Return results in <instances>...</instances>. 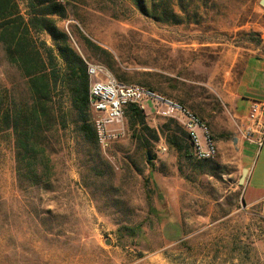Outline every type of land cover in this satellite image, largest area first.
I'll use <instances>...</instances> for the list:
<instances>
[{
  "label": "rangeland",
  "instance_id": "1",
  "mask_svg": "<svg viewBox=\"0 0 264 264\" xmlns=\"http://www.w3.org/2000/svg\"><path fill=\"white\" fill-rule=\"evenodd\" d=\"M15 1L25 13L27 0ZM259 2L194 0L189 13L196 8L197 17L181 25L145 18L127 0H81L66 8L57 27L88 65L180 104L222 147L209 162L176 153L162 131L167 125L185 132L181 124L144 103V123L157 141L138 143L124 109L107 126L121 135L105 149L98 141L97 151L75 144L66 132L54 157L53 190L45 192L18 187L12 141L1 137L0 264H264V218L242 201L230 146L242 119L224 102L244 61L263 53ZM20 83L0 48V87ZM89 109L95 127L100 115ZM147 154L155 157L151 166ZM121 227L139 233L129 238L117 232Z\"/></svg>",
  "mask_w": 264,
  "mask_h": 264
},
{
  "label": "trees",
  "instance_id": "2",
  "mask_svg": "<svg viewBox=\"0 0 264 264\" xmlns=\"http://www.w3.org/2000/svg\"><path fill=\"white\" fill-rule=\"evenodd\" d=\"M127 1L142 16L162 25H181L182 20L197 17L196 8L189 13L194 0ZM80 2L27 0L22 13L15 0H0V48L21 81L0 87V138L9 136L12 141L15 179L20 188L52 192L54 157L66 140V132L75 144L98 150L96 130L90 121L88 64L71 46V36L57 27L58 21L66 19V8ZM82 40L85 46L107 55L87 39ZM106 66L116 75L112 59ZM124 112L136 130L138 143L148 137L158 140L156 132L145 125L141 109L129 104ZM163 128L165 144L185 158H193L188 134L176 133L167 125ZM96 157L100 159L99 154ZM154 160L152 156L146 164L151 166ZM144 188L150 194L148 186ZM122 231L133 238L139 228L117 230Z\"/></svg>",
  "mask_w": 264,
  "mask_h": 264
},
{
  "label": "built area",
  "instance_id": "3",
  "mask_svg": "<svg viewBox=\"0 0 264 264\" xmlns=\"http://www.w3.org/2000/svg\"><path fill=\"white\" fill-rule=\"evenodd\" d=\"M90 78L89 102L91 109L100 119L95 122L98 144L107 148L111 139L121 135L119 130L108 131L107 126L120 121L123 109L131 104L144 110V103H149L157 115L179 122L189 136L191 154L197 161H212L206 134L201 129L200 119L180 104L163 97L156 92L138 85H124L111 78L106 70L99 66L88 65ZM102 77L98 78V77ZM237 135L243 142L260 148L264 141V101H254L240 125H236Z\"/></svg>",
  "mask_w": 264,
  "mask_h": 264
},
{
  "label": "crops",
  "instance_id": "4",
  "mask_svg": "<svg viewBox=\"0 0 264 264\" xmlns=\"http://www.w3.org/2000/svg\"><path fill=\"white\" fill-rule=\"evenodd\" d=\"M254 101H264V48L262 54L250 56L244 61L228 96L224 98L231 114L238 119L246 117ZM230 146L238 158L239 177L236 183L242 189V201L249 208L257 207L264 218V141L260 148H256L235 135ZM217 147H222L220 142ZM243 169L247 170V174L240 186L238 183Z\"/></svg>",
  "mask_w": 264,
  "mask_h": 264
},
{
  "label": "bare ground",
  "instance_id": "5",
  "mask_svg": "<svg viewBox=\"0 0 264 264\" xmlns=\"http://www.w3.org/2000/svg\"><path fill=\"white\" fill-rule=\"evenodd\" d=\"M193 116H196V115L193 114ZM200 126H201V129L206 134V143H207V147H208V151H209L210 155L211 156H217V146H216V143L214 142V140L210 134V131H209L207 125L203 121L200 120Z\"/></svg>",
  "mask_w": 264,
  "mask_h": 264
},
{
  "label": "water",
  "instance_id": "6",
  "mask_svg": "<svg viewBox=\"0 0 264 264\" xmlns=\"http://www.w3.org/2000/svg\"><path fill=\"white\" fill-rule=\"evenodd\" d=\"M259 4H260L261 7L264 8V0H260ZM147 159H148V161H151L152 157L149 154H147ZM246 174H247V170L243 169L242 175H241L239 183H238L240 186L243 184V182H244V180L246 178Z\"/></svg>",
  "mask_w": 264,
  "mask_h": 264
}]
</instances>
